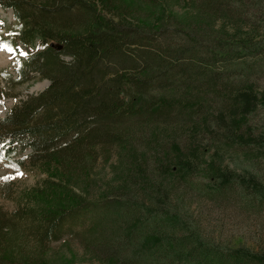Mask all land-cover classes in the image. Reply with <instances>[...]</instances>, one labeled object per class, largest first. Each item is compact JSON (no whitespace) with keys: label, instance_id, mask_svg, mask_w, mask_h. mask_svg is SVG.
I'll list each match as a JSON object with an SVG mask.
<instances>
[{"label":"trees","instance_id":"1","mask_svg":"<svg viewBox=\"0 0 264 264\" xmlns=\"http://www.w3.org/2000/svg\"><path fill=\"white\" fill-rule=\"evenodd\" d=\"M186 1L192 5L191 9L188 6L187 26L201 28L207 35L186 27L178 31L184 32L193 45H201L202 55L193 50L167 55V50L155 48L159 33L172 26L169 20L184 23L173 12L179 0H0V8L11 10L16 22L6 35L10 46L6 50L11 55L24 50L23 62L15 68L18 82L36 77L49 81L42 92L27 95L0 118V154L4 160L15 169H29L42 176L23 193L24 205L14 203L10 213L0 209V264H51L16 248L17 237L12 234L15 222H24L42 247L95 228L114 206L109 201L112 198H90L84 185L90 181L100 152L120 147L119 162L130 165L128 156L138 166L145 165L149 158L146 153L125 155L130 152L125 148L131 147V141L124 138L123 130L133 123H138L136 128L177 125L190 142L202 126L198 120L201 116L197 120L195 116L204 106L193 94L203 86H217L229 93L233 103L224 115L235 118L233 125L221 119L225 133L215 138L213 155L217 161L212 157L202 173L214 186L211 194L221 196L237 186L236 196L244 205L264 210L263 174L252 159L246 161L250 164L239 175L234 171L221 173L218 166L223 149L254 148L252 143H259L264 151V127L254 137L242 121L251 113L249 109L264 103V94H258L248 109L243 107V97H232L236 80L264 71V7L233 0L236 11L226 12L218 7L221 0ZM246 5L256 12L245 15ZM216 19L223 21L217 31ZM193 64L198 66L196 70ZM172 86L178 87L175 95L165 94ZM152 141L148 138L149 149ZM176 149L162 154L159 165L167 171L162 183L154 181L163 170L158 167L155 176L154 170H149L151 182L147 179L149 183L141 188L150 200L163 188L173 215L137 219L133 227H126L127 240L136 235L141 242L138 253H147L143 261L129 264H264L263 251L204 243L193 231L184 237L177 235V231L185 230L178 210L191 185L186 178L197 166L192 160L200 158L202 152L192 148L197 155L184 154ZM206 193L202 191L205 198L209 197ZM125 204L136 212L134 205ZM114 262L119 264L113 258L97 264ZM87 263L70 259L56 264Z\"/></svg>","mask_w":264,"mask_h":264},{"label":"rangeland","instance_id":"2","mask_svg":"<svg viewBox=\"0 0 264 264\" xmlns=\"http://www.w3.org/2000/svg\"><path fill=\"white\" fill-rule=\"evenodd\" d=\"M244 2L253 5L259 4L260 7H264V0H244ZM234 5H236V1L221 0L218 7L220 11L230 9L234 12L236 11ZM188 6L191 9L192 5H188L186 0H179L178 4L173 6L174 15L179 18L180 22L184 23L178 24L176 20H169L168 24L172 26L159 33V40L154 42L156 49L167 50V55H178L179 53L181 55L188 50H193L199 55L203 54L204 48L201 45H193L194 42L187 39L184 32L178 31L186 27L190 32L206 34V32L201 31V28L195 30L187 26L190 24L188 13L191 11ZM255 12L254 9L246 5L245 15L254 14ZM222 22L220 19H216L215 31L220 28ZM14 25H16V22L12 11L0 8V118H3L14 105L25 99L27 95L38 94L49 85L48 80L39 77L26 83L18 82L15 68L22 61L21 52L11 55L6 50L7 46L10 47L6 35ZM224 29V31H227L225 27ZM206 37V39H210L208 36ZM262 54H264V51ZM64 60L69 59L65 57ZM196 68L198 66L193 64V69L196 70ZM239 83L241 84L239 85ZM244 84L249 87L242 88ZM233 85L236 86L232 89L235 91L234 94L232 93V97H243V107L248 109L246 106L255 102L258 94H264V71L260 70L255 74H249L246 79L236 80ZM176 89L178 87H167L164 93L175 95ZM228 94L224 89L221 90L217 86L199 87V91L194 92L193 96H198L204 107L200 112L201 115L197 114L195 116L196 120L201 116V120H198L202 126H198L197 134L190 142L185 138L188 134L181 133V127L177 125L171 127L143 125L136 128L138 123H133L125 127L123 131L128 136L124 135V138L131 141V147L125 149L132 152L127 151L125 155L139 156L146 153L149 158L146 162L147 165L138 166L137 162L127 156L129 165L118 161L119 151L121 153L120 147H117V149L112 148L108 152H100L92 166L90 181H88V185L87 183H84V185L89 188L90 198L113 199L109 201L113 202L114 206L107 209V212L102 215L104 219L100 220L98 225L88 232L62 237L58 241L49 242L44 247L29 234L30 229L24 222H15V229H12V234L17 237L16 248L51 264L69 261L70 259H74L77 263L97 264L99 261L106 262L109 258L119 260V264H129V261H141L147 258L145 256L147 253H138L139 244L141 243L139 237L134 235L132 239L127 240L126 227H133V222L137 219L146 221L157 214L163 216V213L173 215L171 212L172 207L166 199L167 196L163 188H160L156 196H153L155 197L154 200H150L149 195L144 193L141 188L146 186L151 179L149 170H154L153 176H155L157 173L155 169L158 167H162L163 170H159V175L154 178V181L162 183L164 177H167L164 166L159 165L160 161L163 160L162 158H164L162 154L165 151H176V147H178L181 149L179 152L184 154L192 152L197 155V151L191 149H198L202 152V156L200 158L197 156L198 158L192 160V163L197 166L188 173L186 178V181L190 179L191 185L186 191L188 196L183 195L184 201L181 202L184 203H181V209L178 210L179 216L184 221L185 230L177 231V235L184 237L185 233L193 231L198 233L201 242L206 241L213 245H221L224 248L241 246L253 252H264V210H256L250 208L251 206L244 205L236 196L237 186L233 188L234 191L229 190L221 196H213L211 190L213 191L214 186L202 174L203 170L207 169L206 164L212 157L215 162L217 161L213 155L216 145L215 138L225 133V125L221 119L229 121L231 125H233L235 119L233 115H227L226 117L224 115L233 103L227 97ZM249 111L251 113L244 120L242 119L245 123L244 128L250 129L253 136L258 137L264 127V103H260L257 109L252 108ZM148 138L155 140L152 141L154 144L151 145L150 149ZM170 143H173V145L171 146ZM252 144L254 148L244 145L229 150L223 149V158L218 162L221 173L234 171L239 175L242 173L241 171H244L243 168L250 164L246 161L252 159L259 166L258 169L263 174L261 178L264 183V151L259 143ZM122 149H124L123 146ZM25 154L23 152V155ZM16 157L20 156L16 155ZM231 157L233 158L231 159ZM118 163L120 166H118ZM41 178L42 176H39L35 171L15 169L0 154V209L10 213L14 208V203L24 205L21 199L23 193L29 191ZM8 182L11 183L9 186L6 184ZM78 185L80 187L82 184L78 183ZM203 190L208 192L206 194L209 197H204ZM221 199L222 202H220ZM125 202L134 205L137 209L136 212H132V208L126 206Z\"/></svg>","mask_w":264,"mask_h":264}]
</instances>
